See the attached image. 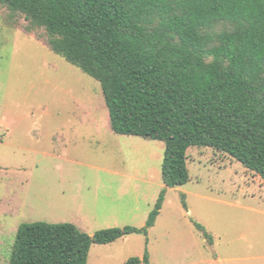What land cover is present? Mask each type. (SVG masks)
I'll use <instances>...</instances> for the list:
<instances>
[{"label": "rangeland", "instance_id": "rangeland-1", "mask_svg": "<svg viewBox=\"0 0 264 264\" xmlns=\"http://www.w3.org/2000/svg\"><path fill=\"white\" fill-rule=\"evenodd\" d=\"M164 154V142L115 134L101 84L0 4V264L22 224H74L91 236L143 228L164 190L148 236L93 245L89 264H126L147 250L150 264H264V181L192 147L190 181L166 188Z\"/></svg>", "mask_w": 264, "mask_h": 264}, {"label": "trees", "instance_id": "trees-1", "mask_svg": "<svg viewBox=\"0 0 264 264\" xmlns=\"http://www.w3.org/2000/svg\"><path fill=\"white\" fill-rule=\"evenodd\" d=\"M0 4L45 29L54 53L101 84L115 134L165 143L166 188L190 181L192 147L227 154L264 181V0ZM165 196L143 228L91 236L74 224H22L9 264H89L93 245L148 236ZM150 263L148 250L126 262Z\"/></svg>", "mask_w": 264, "mask_h": 264}]
</instances>
